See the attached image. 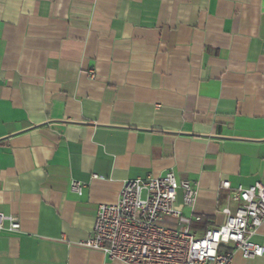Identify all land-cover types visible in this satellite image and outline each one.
<instances>
[{
    "label": "crops",
    "instance_id": "0c3cea01",
    "mask_svg": "<svg viewBox=\"0 0 264 264\" xmlns=\"http://www.w3.org/2000/svg\"><path fill=\"white\" fill-rule=\"evenodd\" d=\"M168 170L196 234L264 183V0H0V264H124L82 244L97 207Z\"/></svg>",
    "mask_w": 264,
    "mask_h": 264
},
{
    "label": "built area",
    "instance_id": "2783aa9c",
    "mask_svg": "<svg viewBox=\"0 0 264 264\" xmlns=\"http://www.w3.org/2000/svg\"><path fill=\"white\" fill-rule=\"evenodd\" d=\"M89 76L94 78V73ZM83 187L82 182H70L78 195ZM220 188L228 192L221 209L224 221L196 234L177 202L180 191L182 204L192 205L195 190L189 180L178 179L172 170L162 176L127 179L115 203L98 205L91 234L82 244L124 264H231L235 254L244 259L262 256L264 247L252 238L264 223V183L231 188L224 180ZM162 217L175 218L183 227L163 226ZM19 229L18 218L0 212V234Z\"/></svg>",
    "mask_w": 264,
    "mask_h": 264
}]
</instances>
